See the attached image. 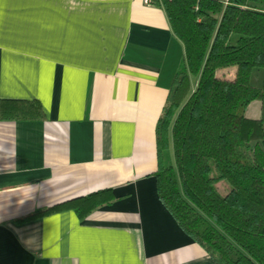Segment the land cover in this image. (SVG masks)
Instances as JSON below:
<instances>
[{
	"label": "crops",
	"instance_id": "obj_1",
	"mask_svg": "<svg viewBox=\"0 0 264 264\" xmlns=\"http://www.w3.org/2000/svg\"><path fill=\"white\" fill-rule=\"evenodd\" d=\"M183 56L164 9L142 0H0V99L46 115L0 121V264H219L153 175L172 150L159 156L156 124ZM107 187L115 200L83 220L14 222Z\"/></svg>",
	"mask_w": 264,
	"mask_h": 264
},
{
	"label": "trees",
	"instance_id": "obj_2",
	"mask_svg": "<svg viewBox=\"0 0 264 264\" xmlns=\"http://www.w3.org/2000/svg\"><path fill=\"white\" fill-rule=\"evenodd\" d=\"M184 47L156 124L153 175L179 227L219 264H264V0H160ZM235 66L233 77L220 70ZM262 69L259 85L255 69ZM261 101L258 118L245 115ZM46 118L39 100L0 99V121ZM229 191L221 194L216 183ZM115 200L112 188L14 219L21 224L71 210L80 220Z\"/></svg>",
	"mask_w": 264,
	"mask_h": 264
},
{
	"label": "rangeland",
	"instance_id": "obj_3",
	"mask_svg": "<svg viewBox=\"0 0 264 264\" xmlns=\"http://www.w3.org/2000/svg\"><path fill=\"white\" fill-rule=\"evenodd\" d=\"M229 69H231V70H234L235 69V66H231V67H229ZM263 72V70L262 69H259V68H257V69H255L254 70V72H255V74L257 73V72ZM228 77H231V73L229 72V71H226V73H225ZM258 77V75L256 74V75H254V80L256 79ZM254 83V82H253ZM259 108H260V112H261V101L259 100V99H255V100H253V101H251L250 102V104L248 105V107L246 108V110H245V115L247 116V117H253V115H254V113L256 112V113H259L258 112V110H259ZM259 115V114H258ZM168 164H169V162H173L174 161V158H173V153H172V150H169L168 151ZM216 187H217V189L219 190V192L221 193V194H223V195H225L226 193H228V191H229V185L226 183V181H224V180H221V181H219V182H217L216 184Z\"/></svg>",
	"mask_w": 264,
	"mask_h": 264
},
{
	"label": "built area",
	"instance_id": "obj_4",
	"mask_svg": "<svg viewBox=\"0 0 264 264\" xmlns=\"http://www.w3.org/2000/svg\"><path fill=\"white\" fill-rule=\"evenodd\" d=\"M144 4L149 5V6H160V0H142Z\"/></svg>",
	"mask_w": 264,
	"mask_h": 264
}]
</instances>
